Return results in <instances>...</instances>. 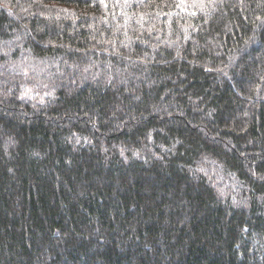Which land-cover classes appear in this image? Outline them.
<instances>
[{"label":"trees","instance_id":"1","mask_svg":"<svg viewBox=\"0 0 264 264\" xmlns=\"http://www.w3.org/2000/svg\"><path fill=\"white\" fill-rule=\"evenodd\" d=\"M0 264H264V0H0Z\"/></svg>","mask_w":264,"mask_h":264}]
</instances>
